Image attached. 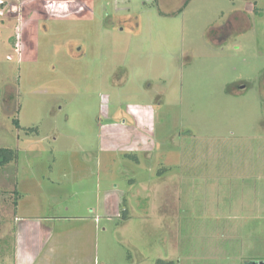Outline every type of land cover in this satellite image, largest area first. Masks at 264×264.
<instances>
[{"label": "rangeland", "instance_id": "rangeland-1", "mask_svg": "<svg viewBox=\"0 0 264 264\" xmlns=\"http://www.w3.org/2000/svg\"><path fill=\"white\" fill-rule=\"evenodd\" d=\"M18 1L0 264L264 263V0Z\"/></svg>", "mask_w": 264, "mask_h": 264}, {"label": "trees", "instance_id": "trees-1", "mask_svg": "<svg viewBox=\"0 0 264 264\" xmlns=\"http://www.w3.org/2000/svg\"><path fill=\"white\" fill-rule=\"evenodd\" d=\"M14 123L16 124V126H19L17 121H15ZM8 153H9V149L8 148H0V156L1 155L6 156V157L3 158V162H10V160L12 159L11 157L10 158L7 157ZM5 154H7V155H5ZM247 264H257V263L250 262V263H247Z\"/></svg>", "mask_w": 264, "mask_h": 264}, {"label": "crops", "instance_id": "crops-1", "mask_svg": "<svg viewBox=\"0 0 264 264\" xmlns=\"http://www.w3.org/2000/svg\"><path fill=\"white\" fill-rule=\"evenodd\" d=\"M17 1H18V0H17ZM19 2H21V0H20V1H18V4H19ZM9 4H11V6H12V7H11V11H13L12 9H14V11H16V10H15V8H16L17 6L15 5V3H9ZM0 5H1V6H2V5H4V6H5V4H4V3H2V4H0ZM4 6H3V7H4ZM3 9H4V8H3Z\"/></svg>", "mask_w": 264, "mask_h": 264}, {"label": "water", "instance_id": "water-1", "mask_svg": "<svg viewBox=\"0 0 264 264\" xmlns=\"http://www.w3.org/2000/svg\"><path fill=\"white\" fill-rule=\"evenodd\" d=\"M260 264H264V263H260Z\"/></svg>", "mask_w": 264, "mask_h": 264}, {"label": "built area", "instance_id": "built-area-1", "mask_svg": "<svg viewBox=\"0 0 264 264\" xmlns=\"http://www.w3.org/2000/svg\"><path fill=\"white\" fill-rule=\"evenodd\" d=\"M2 4V3H1ZM2 6H4V5H2Z\"/></svg>", "mask_w": 264, "mask_h": 264}]
</instances>
